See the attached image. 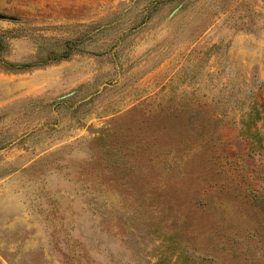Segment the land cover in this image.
I'll list each match as a JSON object with an SVG mask.
<instances>
[{
	"label": "rangeland",
	"instance_id": "1",
	"mask_svg": "<svg viewBox=\"0 0 264 264\" xmlns=\"http://www.w3.org/2000/svg\"><path fill=\"white\" fill-rule=\"evenodd\" d=\"M0 264H264V0H0Z\"/></svg>",
	"mask_w": 264,
	"mask_h": 264
},
{
	"label": "trees",
	"instance_id": "2",
	"mask_svg": "<svg viewBox=\"0 0 264 264\" xmlns=\"http://www.w3.org/2000/svg\"><path fill=\"white\" fill-rule=\"evenodd\" d=\"M248 135H251V133L248 132Z\"/></svg>",
	"mask_w": 264,
	"mask_h": 264
}]
</instances>
